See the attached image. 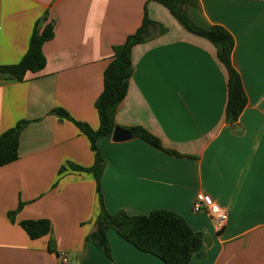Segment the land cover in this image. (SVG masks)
Here are the masks:
<instances>
[{"label":"crops","instance_id":"crops-1","mask_svg":"<svg viewBox=\"0 0 264 264\" xmlns=\"http://www.w3.org/2000/svg\"><path fill=\"white\" fill-rule=\"evenodd\" d=\"M168 31L132 49L128 93L116 114L118 127L140 126L166 150L141 138L98 140L106 161L101 192L110 213L177 212L212 245L190 264H264V0H199L192 20L219 24L234 36L235 67L248 105L228 124L229 72L216 47L182 27L150 0H0V64H17L34 28L55 22L44 43L46 65L24 80L0 78V135L18 122L19 158L0 167V264H165L108 231L111 257L91 234L100 212L95 152L76 122L97 130L95 103L114 48L142 24L145 12ZM61 108L72 119L52 110ZM66 170L60 174L62 167ZM199 192L228 212L217 231L207 212H195ZM13 213V220L10 217ZM48 219L50 234L31 239L20 222ZM52 246V250L49 246Z\"/></svg>","mask_w":264,"mask_h":264},{"label":"trees","instance_id":"trees-1","mask_svg":"<svg viewBox=\"0 0 264 264\" xmlns=\"http://www.w3.org/2000/svg\"><path fill=\"white\" fill-rule=\"evenodd\" d=\"M165 6L179 23L189 32L210 41L217 49L220 61L229 72L227 122L237 123L248 105V96L242 77L234 65L233 55L236 42L232 33L222 25L216 24L204 28L196 24L188 13L190 7H198L199 0H150ZM168 29L160 22L153 20L147 10L142 24L125 42L114 48V56L104 72V89L95 106L98 111L100 126L97 130L86 123L76 122L78 127L89 138L91 148L95 152V162L91 167H84L69 162L74 171L92 173L96 177L100 212L96 218L97 229L90 238L107 256L111 257V246L108 231L113 228L121 237L135 245L143 252L153 254L162 259L165 264H190L194 254L204 245L205 234L195 231L180 214L169 209H158L149 214L129 215L125 211L110 213L105 205L101 192V181L106 161L101 155L98 140L102 137H112L117 126L116 114L119 106L128 93L129 79L132 75V49L134 46L146 43ZM55 22L51 21L43 29L37 24L34 28L30 46L24 57L17 64H0V78L7 77L24 80L28 72H39L46 65L44 43L54 37ZM52 113L72 119L64 109L57 108ZM27 120L18 122L14 127L0 135V167L12 163L19 158L20 135ZM134 137L141 138L152 146L164 149L161 140L140 126L125 128ZM178 154L172 150H166ZM66 170L62 167L60 174ZM13 220V213L9 214ZM31 239H38L50 234L52 224L48 219H29L20 222ZM49 249L52 250L50 243Z\"/></svg>","mask_w":264,"mask_h":264},{"label":"built area","instance_id":"built-area-1","mask_svg":"<svg viewBox=\"0 0 264 264\" xmlns=\"http://www.w3.org/2000/svg\"><path fill=\"white\" fill-rule=\"evenodd\" d=\"M195 212H207L214 220L217 231H222L228 222V212L214 198L204 192H199L194 201ZM62 261L64 264L69 263V257L67 254H63Z\"/></svg>","mask_w":264,"mask_h":264},{"label":"water","instance_id":"water-1","mask_svg":"<svg viewBox=\"0 0 264 264\" xmlns=\"http://www.w3.org/2000/svg\"><path fill=\"white\" fill-rule=\"evenodd\" d=\"M133 137L134 135L132 132H130L127 129L121 128V127H116L112 134V139L115 142L128 141L132 139ZM203 241L206 247L209 248L212 245V239H211L210 234H205Z\"/></svg>","mask_w":264,"mask_h":264},{"label":"rangeland","instance_id":"rangeland-1","mask_svg":"<svg viewBox=\"0 0 264 264\" xmlns=\"http://www.w3.org/2000/svg\"><path fill=\"white\" fill-rule=\"evenodd\" d=\"M173 16V15H172ZM174 17V16H173ZM174 19H176L175 17H174ZM177 20V19H176ZM178 21V20H177ZM178 23H179V21H178ZM162 24V23H161ZM180 24V23H179ZM181 25V24H180ZM182 26V25H181ZM183 27V26H182Z\"/></svg>","mask_w":264,"mask_h":264}]
</instances>
